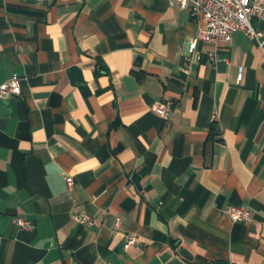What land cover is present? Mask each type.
I'll return each instance as SVG.
<instances>
[{
  "label": "crops",
  "instance_id": "crops-1",
  "mask_svg": "<svg viewBox=\"0 0 264 264\" xmlns=\"http://www.w3.org/2000/svg\"><path fill=\"white\" fill-rule=\"evenodd\" d=\"M197 27L177 0H0V83L22 76L0 98V264H264V45L238 30L187 59Z\"/></svg>",
  "mask_w": 264,
  "mask_h": 264
},
{
  "label": "built area",
  "instance_id": "built-area-1",
  "mask_svg": "<svg viewBox=\"0 0 264 264\" xmlns=\"http://www.w3.org/2000/svg\"><path fill=\"white\" fill-rule=\"evenodd\" d=\"M180 5L190 10L191 16L197 22V32L187 40V59L196 57L202 58V52L198 49L199 42H209L215 44L228 42L234 32L241 30L249 38L256 39L260 45H264V30L258 27L254 20H264V0H177ZM210 62L219 60L216 48L207 52ZM229 62V58H224ZM242 77V66H238L237 79ZM22 76L14 72L7 80L0 83V98L5 99L9 96L21 93ZM176 104V100L164 97L155 100L151 104V109L157 114L168 117ZM69 186H73L74 178L66 176ZM225 212L233 219L251 221L253 212L245 205L229 204ZM80 222H92L89 213L81 211L74 214ZM14 222L25 228H32L33 223L30 219L22 216H15ZM120 217L117 218V224ZM139 241V236L129 233L125 239L124 247H129ZM114 264V263H108Z\"/></svg>",
  "mask_w": 264,
  "mask_h": 264
},
{
  "label": "water",
  "instance_id": "water-1",
  "mask_svg": "<svg viewBox=\"0 0 264 264\" xmlns=\"http://www.w3.org/2000/svg\"><path fill=\"white\" fill-rule=\"evenodd\" d=\"M179 250L186 256L191 257V253L184 247H180Z\"/></svg>",
  "mask_w": 264,
  "mask_h": 264
}]
</instances>
